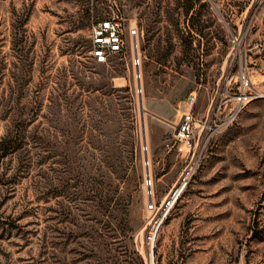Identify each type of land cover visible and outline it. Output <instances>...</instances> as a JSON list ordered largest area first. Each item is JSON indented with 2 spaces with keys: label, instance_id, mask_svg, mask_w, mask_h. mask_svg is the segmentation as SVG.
<instances>
[{
  "label": "rangeland",
  "instance_id": "obj_1",
  "mask_svg": "<svg viewBox=\"0 0 264 264\" xmlns=\"http://www.w3.org/2000/svg\"><path fill=\"white\" fill-rule=\"evenodd\" d=\"M107 18L125 45L100 64ZM239 64L264 90V0H0V264H264V98L207 144L153 252L142 237L144 161L160 200L187 97L201 117Z\"/></svg>",
  "mask_w": 264,
  "mask_h": 264
},
{
  "label": "built area",
  "instance_id": "obj_2",
  "mask_svg": "<svg viewBox=\"0 0 264 264\" xmlns=\"http://www.w3.org/2000/svg\"><path fill=\"white\" fill-rule=\"evenodd\" d=\"M129 33L135 40L131 64L139 69L141 59L136 43L138 32L132 28ZM124 45L123 27L118 18L103 19L93 25L89 54L95 62L107 63L113 54L123 52ZM261 98H264V90L253 83L248 67L243 64H239L234 72L228 71L219 92L210 99L201 117L194 114L195 92L189 94L185 107L172 127L171 139V146L183 162V167L160 200L156 199L150 162L147 157L144 161L142 189L148 221L142 237L149 251L153 252L161 226L193 180L207 144L219 132L229 128L247 104ZM144 150H147V146Z\"/></svg>",
  "mask_w": 264,
  "mask_h": 264
},
{
  "label": "water",
  "instance_id": "obj_3",
  "mask_svg": "<svg viewBox=\"0 0 264 264\" xmlns=\"http://www.w3.org/2000/svg\"><path fill=\"white\" fill-rule=\"evenodd\" d=\"M141 106V105H140ZM142 126H143V119H142ZM145 140V139H144Z\"/></svg>",
  "mask_w": 264,
  "mask_h": 264
}]
</instances>
